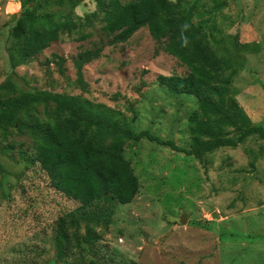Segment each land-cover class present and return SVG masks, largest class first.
<instances>
[{"label":"rangeland","instance_id":"1","mask_svg":"<svg viewBox=\"0 0 264 264\" xmlns=\"http://www.w3.org/2000/svg\"><path fill=\"white\" fill-rule=\"evenodd\" d=\"M186 1L195 5L193 21L207 25L213 48L238 70L232 86L239 105L264 126V0ZM95 8L94 0H84L75 11ZM19 9V0L0 6V84L12 70L8 33ZM61 37L16 68L18 83L82 94L121 111L137 131L190 146L188 119L198 100L175 97L161 81V75H182L187 68L164 49L157 51L148 27L86 64L83 90L74 82L73 58L97 36ZM53 53L66 59L64 73L48 63ZM12 138L17 143L11 154L0 151V264H264V152L256 136L206 154L205 162L148 137L127 146L139 193L117 205L108 227L98 225L94 246L76 247L63 258L54 239L56 220L78 203L57 191L39 166L27 169L19 162V141L26 137Z\"/></svg>","mask_w":264,"mask_h":264},{"label":"trees","instance_id":"2","mask_svg":"<svg viewBox=\"0 0 264 264\" xmlns=\"http://www.w3.org/2000/svg\"><path fill=\"white\" fill-rule=\"evenodd\" d=\"M83 1L19 0V13L12 14L8 33L12 70L0 84V151L11 154L17 142L10 136L26 137L19 141V162L27 169L39 166L57 191L78 203L56 220L54 239L60 258L76 247L94 246L98 225L108 227L117 205L131 202L139 193L140 178L125 150L143 137L171 144L204 162L206 154L237 147L253 136L263 141L264 152V126L252 122L235 96L232 83L238 70L213 48L207 25L193 21L194 4L186 0H94L96 8L81 15L75 9ZM220 5L216 3V8ZM54 8L64 11L58 14ZM142 27H148L158 43L157 51L164 49L187 68L182 75H161V81L175 97L198 100L188 119V148L176 147L147 129L135 130L121 111L82 94L18 83L22 78L16 68L29 63L62 34L78 41L96 35L91 47L82 46L73 58L74 82L83 90L84 66L100 58L107 46L128 41ZM47 61L55 62L64 73L62 55L53 53ZM128 264L141 263L131 260Z\"/></svg>","mask_w":264,"mask_h":264},{"label":"water","instance_id":"3","mask_svg":"<svg viewBox=\"0 0 264 264\" xmlns=\"http://www.w3.org/2000/svg\"><path fill=\"white\" fill-rule=\"evenodd\" d=\"M181 221H182V222H186V215H185V214H183V216H182V218H181Z\"/></svg>","mask_w":264,"mask_h":264},{"label":"built area","instance_id":"4","mask_svg":"<svg viewBox=\"0 0 264 264\" xmlns=\"http://www.w3.org/2000/svg\"><path fill=\"white\" fill-rule=\"evenodd\" d=\"M2 1H3V0H0V6H1V4H2Z\"/></svg>","mask_w":264,"mask_h":264},{"label":"clouds","instance_id":"5","mask_svg":"<svg viewBox=\"0 0 264 264\" xmlns=\"http://www.w3.org/2000/svg\"><path fill=\"white\" fill-rule=\"evenodd\" d=\"M16 7H17V5H16ZM10 8H11V6H10Z\"/></svg>","mask_w":264,"mask_h":264}]
</instances>
